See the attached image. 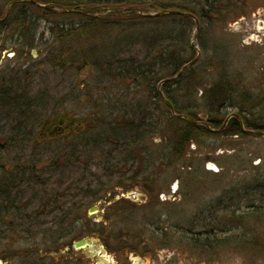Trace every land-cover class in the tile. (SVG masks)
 I'll list each match as a JSON object with an SVG mask.
<instances>
[{"label":"rangeland","instance_id":"rangeland-1","mask_svg":"<svg viewBox=\"0 0 264 264\" xmlns=\"http://www.w3.org/2000/svg\"><path fill=\"white\" fill-rule=\"evenodd\" d=\"M38 1L41 4H49L48 7L53 8L50 10L51 14L33 10L36 37L32 50L31 52L29 50L28 53L32 54L28 60L33 64L32 73L34 76L30 81L31 86L27 96L29 99L34 97L42 99L44 104L41 106L42 101H40L37 105V111L41 113V121L36 127L37 147L39 146L37 151L46 158L49 154L46 147L54 145V143L49 146L42 144L41 137L47 132L38 134L39 131H43L40 127L41 123H44L46 119H54L55 122L61 114L66 112L67 115L83 118L81 126H85L86 129L81 130L80 134L89 131L86 132V137L95 135L98 140H104L108 144L104 143V146H101V152L95 156L92 160L93 163L89 166V172L93 175L89 188L96 193L97 197L90 203L81 200L78 195L72 200L65 198L80 205L84 204L80 213L81 219L77 217L74 219L75 221L72 218L69 220L74 222L75 232L66 231L67 234L59 239L58 233L51 230V226L55 224L53 221L55 214L36 221L40 223V228L36 230L37 235L34 233L35 229L18 235L5 231L0 225V264H23L26 260H30L32 263L36 262V264H73L74 256L77 257L75 262L79 264H251L248 261L252 259L241 253L238 255L232 243H228L229 245H226L225 249L221 247L220 252L216 254L211 249L200 252L191 246L192 244L187 239L189 236L183 233V229L190 231L199 229L193 224V218L196 219L195 215L199 214L200 210L206 211V208L215 205L214 202L222 193L229 192L240 184L246 185L255 178V172H264V131L259 134L248 133V137L226 138L221 134L228 122L224 119L223 126L215 130L219 133L215 132L214 135L202 138L199 140V145H191L186 158L175 161L169 154V135L161 127L164 120L162 111L155 108L153 104L141 101L140 96H135V88L123 89V86L116 81L107 82V79L101 78L99 73L92 70V68L95 69L93 66L98 64V60L109 59V51H115V48L112 50V45L116 41L127 40L130 44L129 48L125 47L122 51L119 49L120 51L117 52V56H120L119 59L129 57V55L142 56L135 40H130L128 37L145 33L154 24L141 18L147 16L138 15L136 11H131L130 14L127 13L128 11L124 13L119 11L139 3L135 0H121V2L118 0ZM79 1L90 7L92 12L90 18H87L88 15L82 16L79 12L67 9L65 11L58 7L61 4L72 5ZM91 2H95L97 6H91ZM237 2L238 11L231 13L221 23L219 33L216 35L215 32L209 31L206 37L210 38L211 35H216L220 41L222 39V43L224 41L225 47L231 52L229 55L235 60L236 73L244 72L250 79L255 77L259 79L264 71V0H239ZM4 5L6 6V3ZM105 7H116L117 10L103 12L101 8ZM160 10L162 9H141L143 13L149 14L158 13ZM93 22H95L94 28L102 25L104 26L102 28L106 30L98 32L87 30V25L91 27ZM66 27L71 28L72 31L75 29V33L61 41L54 42L53 33H59L60 30L62 34L61 29L64 31ZM195 28L196 26H191L188 41L195 46L196 59L200 57L199 59L202 60L201 47L196 39L198 29L194 39ZM53 49L71 53L78 62L84 59L81 56L84 51L86 64L63 70L51 69L50 66H45L44 62L47 61V55ZM67 49L70 51H66ZM14 60V58L11 60L12 64L20 62L19 59H17L19 62ZM21 62L26 63L25 60ZM209 72L211 73V71ZM200 95L201 92L197 96ZM121 103L133 107L140 104L141 112L149 118L143 124L147 131L146 136L142 137L135 133L137 131H134V134L128 135L129 138L121 136L117 140L118 143L126 138L130 141L133 135L137 139L140 138L142 144L133 148L130 153L116 151L114 147L118 143L114 144V138L110 139L107 131H104L106 123L115 122L117 114L114 112L122 106ZM225 112L226 114L236 113V110L228 108ZM139 115L142 116L140 113ZM207 116L206 112L200 111V118L205 120ZM236 116L237 119H241L244 128L242 118ZM247 117L251 120L258 119L260 122H264V110L257 109ZM158 124H160L159 128ZM95 126L98 129L91 132L90 129ZM5 129L7 132L8 127ZM98 131H103V133ZM4 135L0 134V181L7 176L4 172H7L8 176L12 172L11 168L14 162L22 157L25 158V155H30L32 151L30 144L25 148L27 154L20 155L18 153L20 149H16L15 146L13 149L6 146L7 134ZM107 153H110L109 156L115 162H120L115 167L116 169L112 168L113 171H110L109 168L111 165H115V162H108L105 156ZM79 174L77 173L75 176L78 177ZM130 177H133L136 182L132 179L129 181L125 179ZM61 178L63 177L53 176L45 185V189L40 190L54 195L58 189L57 182ZM138 180L143 181L145 185L143 184L142 187ZM62 181L59 192H62L64 187L71 185L70 182ZM150 182L153 184L156 182L154 184L156 187H152L153 184ZM139 185L143 190L155 193L156 206H158L156 211L147 212L145 204L139 203L135 198H143L141 189L134 188ZM74 186L72 185L67 193H78L81 188L85 190V186H81V184L76 185L77 190L73 189ZM107 192L110 193L106 196ZM123 195L124 198L121 197ZM26 198L28 197L23 196L21 202H25ZM113 199L118 203H112ZM98 201L99 203L96 204ZM36 204L30 198L28 212L31 213L36 208ZM94 205L97 210L95 214L88 217L87 211ZM123 207L132 210L126 220L122 213H116ZM115 214L120 215L116 216ZM155 218H160L161 224L153 227L151 224L149 225V221ZM258 220L261 222H256ZM250 223L253 236L264 242V215L252 218ZM164 224H167L166 231L163 229ZM88 226L91 227L90 230H84ZM81 230L85 231V237L97 240L96 246L103 245L102 255L106 257V260L87 259V248L83 251L73 249V243L82 238L76 237L82 232ZM25 251L29 254L26 258ZM90 251L95 250L90 249ZM18 252L20 257L15 255ZM253 253L255 256L253 255L252 258L253 260L255 258L256 261L254 264H264V255Z\"/></svg>","mask_w":264,"mask_h":264},{"label":"trees","instance_id":"trees-1","mask_svg":"<svg viewBox=\"0 0 264 264\" xmlns=\"http://www.w3.org/2000/svg\"><path fill=\"white\" fill-rule=\"evenodd\" d=\"M118 1L121 2V0ZM135 1L139 4L128 7H141L142 10L170 9L176 10L178 13L160 17H141L153 23L154 26L145 33L130 36L128 39L135 40L134 42L139 46L142 56L129 55V57L119 59L120 56H117V52L122 51L125 47L129 48L130 44L127 40L116 41L112 45V50L115 48V51H109V59L98 60V64L93 66L95 69L91 68L94 72L99 73L101 78L107 79V82L116 81L123 86V89L135 88V96H140L141 101L153 104L155 108L162 111L164 120L161 118L163 120L161 127L169 135L168 145L171 158L175 161L186 158L191 145H199V140L202 138L216 134L218 131L215 130L223 126L224 119L228 116H230L229 120L221 131V134L226 138L249 136L240 128L236 115L242 118L245 129L263 132L264 122H260L258 119L251 120L247 116L256 112L257 109L264 110V71L259 79L256 77L250 79L244 72L239 73L238 71L236 73L235 60L229 55L231 52L225 47L224 41L222 43V39L220 41V38L216 37L218 31L221 30L219 29L221 23L231 13L238 11L237 1L239 0ZM38 2L40 3V1ZM70 5L65 3L58 7H61L62 10L74 9L76 11L72 12H79L82 16L88 15L87 18H90L89 16L92 14L90 7L83 2L79 1ZM90 5L95 6L96 3L91 2ZM33 7L35 10H41L47 14H51L50 10L53 8H42L37 5H33ZM105 8H101V10ZM132 12L129 11L128 14ZM193 18L197 20V25H199L196 39H198V44L201 47L202 60L199 59L200 57L196 59L195 46L188 41L191 26H196V21ZM94 24L95 22L91 24V27L87 25V30L92 32L94 30L97 32L106 30L102 28L104 27L102 25L94 28ZM61 31L62 34L59 30L61 35L58 32L53 33L54 42L71 36L76 30L72 31L71 28L66 27V30L61 29ZM209 31L215 32L216 35L207 38L206 34ZM66 51H70V49ZM47 56V61L44 64L50 66L51 69L63 70L86 64L84 51L81 53L84 58L80 61L81 64L69 52H59L53 49ZM181 68L183 70L178 74ZM174 76L175 78H172ZM20 81L18 78L16 85L18 96L21 95ZM160 92L172 104L175 115H172L170 109L162 101ZM199 92L201 95L197 96ZM32 99H29L31 100L30 106L33 108L31 118L18 116V118L10 119V128L8 127L7 132L4 130L1 133L7 134L6 146H10L11 149L14 146L16 149H20L18 151L20 155L26 153L25 148L30 144L32 146L30 155L18 159L19 162H14L9 176L7 172H4L7 176L1 179L3 188L0 191V199L2 203H7L4 205L3 213L11 215L17 219L18 223L17 226H11L6 231L18 235L22 232L27 233L22 228L26 226L27 222H30V229H35L34 233L37 235L36 230L40 228V223L36 221L42 217L46 218L55 214V220H53L55 224L51 226V230L57 232L60 239L67 234L66 231L75 232L73 229L75 224L69 220L72 218L75 221L74 219L77 217L80 218L81 209L84 205L65 198L72 200L78 195L81 200L90 203L97 197L96 193L89 188L93 176L89 172V166L93 163L92 160L95 156L101 152L103 144L107 142L98 140L95 135H91L94 133L90 134L92 137H86V132L89 131H85L83 134L70 135L69 138L47 139L42 141V144L49 146L54 143V145L46 147L49 154L44 158V155L37 151L39 146L37 147L36 138V127L41 121V113L37 111V105L42 99L39 100L36 97ZM41 104V106L44 105L43 101ZM121 105L114 112L117 114L115 122L106 123L104 128L110 139L114 138V144L118 143L117 140L121 136L134 134V131H137L135 133L142 135V137L146 136L147 131L143 124L148 116H144L141 112V105L139 104L137 107L129 106L126 103H121ZM228 108L235 109L236 113L226 114L225 111ZM200 111L208 114L205 120L199 117ZM184 116H188L198 123H190L185 120ZM29 125L32 126V131L25 132ZM159 125H157L158 128ZM21 126L23 127L21 128ZM97 129L98 127L95 126L90 131L93 132ZM99 133H103V131ZM128 138L120 141L121 143L114 147L115 150L130 153L133 148L142 144L140 138H135V135L131 137L130 141ZM118 147L120 148L118 149ZM109 155L110 153L105 154L108 162H115ZM114 164L109 168L110 171L116 169L115 167L120 162ZM77 173H80L78 177L75 176ZM65 174L67 175L65 176ZM53 176L63 177L58 180V189L54 195L45 190H40L45 189V185ZM62 180L70 182L71 185L64 187L63 191L59 192L63 183ZM77 184L85 186V190L81 188L78 193H67L72 185H75L73 189L77 190ZM12 192H15L14 196H11ZM23 196L28 197L24 202L25 204L21 203ZM30 198L37 203L36 208L32 209L31 213L28 212ZM214 203L215 205L206 208V211L200 210L199 214L195 215L196 219L193 218V224L199 229L196 231L183 229V233L189 236L187 239L192 244L191 246L200 252L211 249L216 254L220 252L221 247L225 249L227 248L226 245L232 243L238 255L241 253L250 259L255 254L253 252L264 255V242L258 238L257 241L253 236L250 223L252 218L264 215V172H255L254 179H251L246 185L240 184L231 191L222 193ZM19 222L23 223V226ZM256 222L259 223L261 220ZM90 228L88 226L84 230H90ZM81 231L76 235L77 238L85 237V231ZM247 252L253 254L250 255ZM27 253L25 251V254ZM15 255L19 256V252ZM28 256L29 254L25 255V258ZM248 262L251 263V261ZM23 264H36V262L32 263V261L26 260Z\"/></svg>","mask_w":264,"mask_h":264},{"label":"flooded vegetation","instance_id":"flooded-vegetation-1","mask_svg":"<svg viewBox=\"0 0 264 264\" xmlns=\"http://www.w3.org/2000/svg\"><path fill=\"white\" fill-rule=\"evenodd\" d=\"M5 3L6 6L4 5ZM33 5L35 4L29 0H0V134L4 130H6V127H9L10 119L18 118V116H25L26 118H31L32 116V107L30 106V100L27 95L29 92V87L31 86L30 81L34 76V73H32L33 64L28 60L32 57V54L28 53L29 50L31 52L34 44L33 42L36 37H34V34L36 32H34L35 17ZM13 58L15 59L14 61L19 62L17 60L19 59L20 62H14L12 64L11 60ZM24 60L26 61L25 64L21 62ZM25 77L26 80H24ZM18 78H20L21 80L19 85L21 87V95L19 96L17 95L18 88L16 86ZM25 109L26 111H24ZM74 117L75 116L67 115V112L63 113L60 115L57 121L51 123L48 126L43 125L42 123L40 127L44 128L41 132H52L53 134H56L53 138L47 139L69 138L70 135L79 134L81 130L86 129V127L81 126L82 124L78 125V123L73 122L72 119ZM22 127L23 126H21V128ZM31 131L32 126H27L25 132ZM43 137L44 135H42L41 140L46 141L47 139H43ZM125 179H127L128 181L132 179L134 182H136L133 177ZM138 183L141 184L142 187L143 184L145 185L143 181L138 180ZM150 183L153 184V182ZM154 184L152 185V187H156V185ZM141 185H139L138 187L134 186V188L141 189L143 198H135H137V201L139 203L145 204V210L147 212L156 211L158 206H156L157 198L155 193L143 190ZM2 188L3 186L0 181V191H2ZM109 193L110 192H107L106 196L109 195ZM14 195L15 192H12L11 196ZM121 197L124 198V195ZM115 199L112 200V203H118L116 201L117 199ZM21 203L25 204L24 202ZM98 203L99 201L96 202V204ZM6 204L2 203L0 199V225L4 228L5 231L9 230L11 226L13 227L18 225L17 219L13 218L11 215L3 213L5 208L4 205ZM95 209L97 210V208ZM96 210L92 214H89L87 211L88 217L95 214ZM130 211L132 210L123 207L122 209L117 210L116 213H122V216H124V220H126L128 219L127 217ZM115 215L118 216L120 214ZM160 220V218H155L154 220L149 221V225L151 224V226L153 227L158 226L159 224H161ZM19 223L23 226V223ZM30 227L31 223L27 222L26 226H24L22 229H25V231L28 232ZM156 228H158V230H161V228L159 227ZM163 229L164 231L167 230V224L163 225ZM144 244L145 243L143 242V245ZM101 247L103 248V245H101ZM86 248L88 249V255H86L87 259L98 258L97 255H94L93 251H90L89 247H85V249ZM85 249L81 248L82 251ZM251 259V264L256 263L255 258L254 260L253 258ZM76 260L77 257L74 256L73 264H79L78 262H75Z\"/></svg>","mask_w":264,"mask_h":264},{"label":"water","instance_id":"water-1","mask_svg":"<svg viewBox=\"0 0 264 264\" xmlns=\"http://www.w3.org/2000/svg\"><path fill=\"white\" fill-rule=\"evenodd\" d=\"M29 1L33 2L35 5H37V6H39V7H43V8H47V7L49 6V4H41V3H39V2L36 1V0H29ZM67 10H68V11H70V10H71V11H76V10H74V9H67ZM111 10H117V9H116V7H115V8H110V7H109V8H105V9H103V12H105V11H111ZM119 11H120L121 13H124L125 11H136V14L141 15V16H155V17H157V16H161V15H168V14H176V13H178L176 10L162 9V10L158 11V13L156 12V13H154V14H149V13H143V12L141 11L140 8H136V7H130V8H126V9H121V10H119ZM194 19H195V18H194ZM195 21H196V24H195V25H196V28H195L194 39H195V37H196V31H197V29H198V25H197L198 23H197V20L195 19ZM182 70H183V69L181 68V70L179 71L178 74H180V73L182 72ZM172 78H175V76L172 77ZM167 80H169V79H167ZM160 95H161V98H162V100L164 101V103L169 107L171 113H172L173 115H175L174 112H173L172 104H171L168 100H166L165 98H163L161 92H160ZM236 117H237V116H236ZM184 118H185V120H187V121L190 122V123H193V124L198 123V122H196L195 120H192V119H191L190 117H188V116H184ZM55 120H56V119H55ZM72 120H73V122L78 123V125H79V124H82V122H83V118H80V117H74ZM226 120H227V119H226ZM238 120H239L240 128L242 129V131L247 132V134H248V133H253V134H259V133H262V132H260V131H252V130H248V129L243 128V124H242L241 119L238 118ZM53 122H54V119H46V120L44 121L43 125L48 126V125H50V124L53 123ZM225 123H226V121H225ZM206 125H208V124H206ZM42 127H43V126H42ZM43 128H44V127H43ZM43 128H41V130H43ZM210 130H212V129L210 128ZM38 133H41V131H39ZM55 135H56V134H53L52 132H48L46 135H44L43 139L53 138ZM95 208H96L95 206L89 208V209H88V213H89V214H92V213L96 210ZM96 243H97V240H94V239L89 238V237H83V238H81V239H79V240H76V241L73 243V248H74L75 250H78V249H81V248H84V249H85V247H89L91 250H95V251H93V252H94L95 255L98 256V259H103V261L106 260V257H105L104 255H102L103 248L101 247V245H100V246H96ZM98 252L101 253V255H98V254H99Z\"/></svg>","mask_w":264,"mask_h":264},{"label":"bare ground","instance_id":"bare-ground-1","mask_svg":"<svg viewBox=\"0 0 264 264\" xmlns=\"http://www.w3.org/2000/svg\"><path fill=\"white\" fill-rule=\"evenodd\" d=\"M225 119L229 120V116H228V117H226ZM101 260L103 261V259H101Z\"/></svg>","mask_w":264,"mask_h":264}]
</instances>
